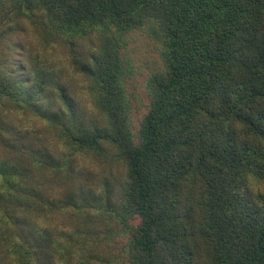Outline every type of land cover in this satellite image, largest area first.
<instances>
[{
  "label": "trees",
  "instance_id": "1",
  "mask_svg": "<svg viewBox=\"0 0 264 264\" xmlns=\"http://www.w3.org/2000/svg\"><path fill=\"white\" fill-rule=\"evenodd\" d=\"M0 18V264H87L77 243L96 240L53 217L91 215L99 198L70 160L108 151L128 264H264V0H0ZM137 31L162 68L134 133Z\"/></svg>",
  "mask_w": 264,
  "mask_h": 264
},
{
  "label": "rangeland",
  "instance_id": "2",
  "mask_svg": "<svg viewBox=\"0 0 264 264\" xmlns=\"http://www.w3.org/2000/svg\"><path fill=\"white\" fill-rule=\"evenodd\" d=\"M63 51L59 50L57 53L51 54L49 56L50 61L56 63L57 70L63 72L62 78L65 79L69 76L70 82L75 84V81L79 79L73 73L71 67L67 66ZM0 53H4V50L2 49ZM161 53V44L154 37L149 36L146 31L134 32L128 39L127 56L131 62V70L127 75L126 89L131 108V129L134 133L138 131L140 121L147 112L149 104L147 82L153 74L158 73L162 68ZM80 88L81 91L78 89V93L82 92L84 94L83 85ZM37 124H41V121H38ZM32 128H37V125H32ZM49 143L51 147L55 145L54 142ZM60 149L62 148L59 146ZM53 150L57 152L56 148H53ZM70 166L72 171L73 167L75 171H84L81 173L83 177L81 180L83 184L89 185L86 187L92 189L91 193L98 197L99 201H97L98 204H92L89 217L84 215L82 211L69 209L63 214L54 215L55 224L64 227L77 240L82 238L86 239V242L90 239L96 240L93 245L89 243L88 250L85 249L84 241L77 243L78 246L83 248L81 254L86 259L87 264L88 261L91 264H128L125 258L127 235L123 233V227L120 224L121 218L109 211L110 208H117L121 205L122 196L120 194L123 192L121 187L123 182L121 165L113 157V152L108 151L106 158L99 159L91 156L73 158V160H70ZM72 174L73 172H71ZM51 175H53V179L54 174ZM64 175V179L67 176L69 177L67 173ZM96 176L99 178H95ZM58 178L60 179L59 176ZM56 184H58L55 185L58 197L66 193L68 187H70V185L64 184L58 179ZM78 190L80 189L78 188ZM106 198H109V202ZM79 229L81 230L80 233ZM85 230H88V233H81ZM88 253L93 256L88 257Z\"/></svg>",
  "mask_w": 264,
  "mask_h": 264
}]
</instances>
